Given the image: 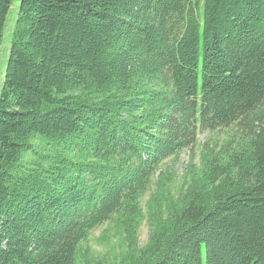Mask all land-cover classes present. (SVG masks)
<instances>
[{"label": "trees", "instance_id": "1", "mask_svg": "<svg viewBox=\"0 0 264 264\" xmlns=\"http://www.w3.org/2000/svg\"><path fill=\"white\" fill-rule=\"evenodd\" d=\"M15 1L0 0V50ZM200 133L223 139L174 194L164 162ZM105 224L115 262L81 246ZM0 264H264V0H20Z\"/></svg>", "mask_w": 264, "mask_h": 264}, {"label": "rangeland", "instance_id": "2", "mask_svg": "<svg viewBox=\"0 0 264 264\" xmlns=\"http://www.w3.org/2000/svg\"><path fill=\"white\" fill-rule=\"evenodd\" d=\"M20 7V0H16L12 10L8 15V21L6 25V30L4 33V40L2 48L0 50V92L1 86L4 81L5 71L9 61L11 44L13 39V31L15 29V24L17 20V15ZM223 139L220 134H210V133H200L198 136V141L192 150L183 152L178 158H171L164 162V166L161 172H165L166 176L170 179L172 192L177 194L181 189V186L185 182L188 176V167L193 162L194 165H199L200 154L202 146L207 141L217 142L218 139ZM35 145H42L40 141H35ZM50 147L47 151H42V156H48ZM26 160L31 162L33 156L28 155ZM75 161V158L73 159ZM152 191L146 194L142 199V205L145 208L146 202L150 199ZM149 228L146 222L143 223L140 234L139 241L140 245L144 246L148 242ZM82 248L84 250L88 249L91 255L97 259L104 258L107 261H116L126 250L123 237L117 232L112 224H105L102 227L97 228L90 233L88 241L83 243Z\"/></svg>", "mask_w": 264, "mask_h": 264}]
</instances>
